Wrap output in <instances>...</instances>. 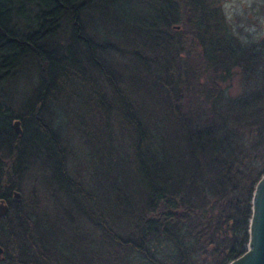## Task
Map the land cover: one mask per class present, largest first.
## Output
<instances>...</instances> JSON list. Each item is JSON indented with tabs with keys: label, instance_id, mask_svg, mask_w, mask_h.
Masks as SVG:
<instances>
[{
	"label": "trees",
	"instance_id": "obj_1",
	"mask_svg": "<svg viewBox=\"0 0 264 264\" xmlns=\"http://www.w3.org/2000/svg\"><path fill=\"white\" fill-rule=\"evenodd\" d=\"M227 1L0 0V190L34 159L61 229L53 244L41 194L22 200L0 218L12 264H228L246 251L264 35L245 38ZM26 71L35 84L14 116L9 85ZM79 85L96 119L86 168L50 125Z\"/></svg>",
	"mask_w": 264,
	"mask_h": 264
},
{
	"label": "rangeland",
	"instance_id": "obj_2",
	"mask_svg": "<svg viewBox=\"0 0 264 264\" xmlns=\"http://www.w3.org/2000/svg\"><path fill=\"white\" fill-rule=\"evenodd\" d=\"M262 9H264V4L261 0H229L224 4V10L226 11L229 20L237 30H243L245 38H257L264 35V13H262ZM110 56V59L112 60L110 61L109 67L110 69L115 70L118 62L116 60L117 56L113 53ZM34 84V74L29 75L27 71L21 74L19 79L10 83L8 91L13 95L11 96L13 102L10 101L9 106L14 110V116L23 115L21 111L17 110L16 106H23V104H26ZM68 95L69 97L66 102H62V105L60 106L57 105L58 117L51 115L50 125L63 142V147L69 157V166L74 157V151H76V155L80 160L79 165L86 168L87 146L84 144V139H88V137L90 138L93 135L91 133L94 130L96 122V119L93 116V111H95L94 102L90 96L89 90L83 85L73 87ZM14 103H16V106ZM28 110L30 109H27V111ZM109 118L114 124L115 121L111 114ZM14 121L12 119L11 124H13ZM19 128L21 134H23L25 128L20 126V124ZM6 134H9L8 130L6 131ZM2 147L3 150L1 149V153L7 155L8 152L6 146L2 145ZM25 149H27V143L19 149V152L25 153ZM33 160H28L29 162L26 161L27 163L25 165L27 166H23V168L18 167L20 164H16L14 166L15 170L11 174V179H8L9 181L7 180V183H14L18 188L21 199L24 201L22 209H25V205L27 206L37 193L41 194V206L45 209L42 233H44L45 236L52 235L51 242L53 244H59L61 229L50 205L52 200L49 196V185L45 180L43 170H41L39 163ZM8 215L12 218V211L9 212ZM161 250L164 252V248Z\"/></svg>",
	"mask_w": 264,
	"mask_h": 264
},
{
	"label": "water",
	"instance_id": "obj_3",
	"mask_svg": "<svg viewBox=\"0 0 264 264\" xmlns=\"http://www.w3.org/2000/svg\"><path fill=\"white\" fill-rule=\"evenodd\" d=\"M16 133H21L19 121L13 123ZM14 199L21 201L18 191L14 192ZM251 217L249 221V239L246 251L228 264H264V173L257 181L251 205ZM7 213V205L0 201V216Z\"/></svg>",
	"mask_w": 264,
	"mask_h": 264
},
{
	"label": "flooded vegetation",
	"instance_id": "obj_4",
	"mask_svg": "<svg viewBox=\"0 0 264 264\" xmlns=\"http://www.w3.org/2000/svg\"><path fill=\"white\" fill-rule=\"evenodd\" d=\"M19 191L18 188L15 186H12L10 188H5L2 191L0 190V201L3 200L4 203L7 205V213L14 211L17 207L18 204L21 203L22 199L20 202L15 201L14 199V192ZM5 216H0V218H5ZM12 246L11 244H7L5 246L0 245V264H12V256L13 253L11 252Z\"/></svg>",
	"mask_w": 264,
	"mask_h": 264
}]
</instances>
